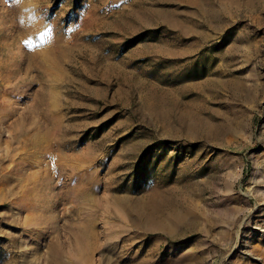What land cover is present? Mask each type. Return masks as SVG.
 <instances>
[{
  "label": "rangeland",
  "instance_id": "374dc122",
  "mask_svg": "<svg viewBox=\"0 0 264 264\" xmlns=\"http://www.w3.org/2000/svg\"><path fill=\"white\" fill-rule=\"evenodd\" d=\"M0 264H264V0H0Z\"/></svg>",
  "mask_w": 264,
  "mask_h": 264
},
{
  "label": "bare ground",
  "instance_id": "6f19581e",
  "mask_svg": "<svg viewBox=\"0 0 264 264\" xmlns=\"http://www.w3.org/2000/svg\"><path fill=\"white\" fill-rule=\"evenodd\" d=\"M2 35H3V34H2ZM20 82H21V81H20ZM4 102H5V101H4ZM4 105H5V104H4ZM4 105H3V106H4ZM17 139H18V138H17ZM20 144H21V143H20Z\"/></svg>",
  "mask_w": 264,
  "mask_h": 264
}]
</instances>
